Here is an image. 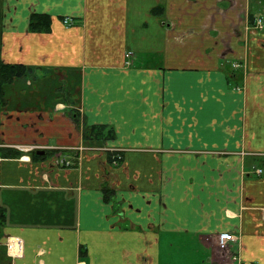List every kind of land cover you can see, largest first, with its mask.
Here are the masks:
<instances>
[{
	"label": "crops",
	"instance_id": "1",
	"mask_svg": "<svg viewBox=\"0 0 264 264\" xmlns=\"http://www.w3.org/2000/svg\"><path fill=\"white\" fill-rule=\"evenodd\" d=\"M263 12L264 0H0V63L31 69L0 106L1 129L25 121L0 134L21 152L0 158V264H164L171 234L209 264H264V29H251ZM32 13L49 32L28 31ZM71 110L113 140L88 149ZM225 232L236 238L220 251ZM11 237L23 252L9 260Z\"/></svg>",
	"mask_w": 264,
	"mask_h": 264
},
{
	"label": "trees",
	"instance_id": "2",
	"mask_svg": "<svg viewBox=\"0 0 264 264\" xmlns=\"http://www.w3.org/2000/svg\"><path fill=\"white\" fill-rule=\"evenodd\" d=\"M50 30V17L46 14L32 13L28 20V31L32 33H46ZM31 73L28 66L22 64L0 63V106H5L4 100V87L12 84L15 80L25 77ZM69 117L77 127L81 130V138L85 144L90 146L103 145L108 140H113L114 131L111 127L103 124L88 125L80 116L77 110H71ZM21 152L12 148H0V158H18ZM47 152L43 155H37L35 151L30 152L31 159H42ZM121 153L107 152V160L109 163L119 165L121 162ZM113 195L110 190H103V197L108 201ZM3 208L0 206V237L2 235L1 228L5 223V215ZM82 252V251H81Z\"/></svg>",
	"mask_w": 264,
	"mask_h": 264
},
{
	"label": "rangeland",
	"instance_id": "3",
	"mask_svg": "<svg viewBox=\"0 0 264 264\" xmlns=\"http://www.w3.org/2000/svg\"><path fill=\"white\" fill-rule=\"evenodd\" d=\"M128 53H130V52L125 53V55H127ZM129 56L131 57L132 54L130 53ZM233 65H234L233 68H240L241 67L240 63L233 64ZM46 92H47L46 89L40 90L39 98L37 100H35L36 104H34V107H37V108L38 107H44L48 104V102L50 101V99H49L50 96L46 95ZM42 95L44 96V98L41 99ZM28 103H29V101H28ZM13 105H15V103H13ZM24 122H23V120H19V121L11 120L10 126L5 127V129H1V127H0V134L3 135V132H4V134L6 136H8V133H10V132L11 133L15 132V131L17 132L20 129L17 130L15 128H12V125H17L20 127V126H23ZM6 139L4 138V141H6V142L0 141V143L9 144V137H7ZM11 144H12L11 146H14L17 148H22L23 151H26L29 153L28 155H30V152H31V151H27V150H31L29 147H33V148L37 147L36 145H29V146L27 145V149H26V147L23 146V145H26L25 143H23V142H17L16 143L15 141H12ZM91 148H93V146H89L88 149H91ZM84 149H86V147ZM15 150H17V149H15ZM108 150H110V149H108ZM108 152L117 153L113 149L108 151ZM258 155H261V154H258ZM181 237H182L181 239H177L176 236L171 234V236H169V238L164 239V244L163 243L160 244V248H159L160 252L159 253H160V261L162 263H164V264H209L207 261V256L209 253L206 250H204V249L202 250L190 236H181ZM4 240H6V239H4ZM167 241H171V242L168 243ZM5 251H6V249H5ZM7 257L9 260H11L13 258L10 255H7Z\"/></svg>",
	"mask_w": 264,
	"mask_h": 264
},
{
	"label": "built area",
	"instance_id": "4",
	"mask_svg": "<svg viewBox=\"0 0 264 264\" xmlns=\"http://www.w3.org/2000/svg\"><path fill=\"white\" fill-rule=\"evenodd\" d=\"M63 23L68 25L71 23V21L66 18L63 20ZM252 29L257 30V31H262L264 29V12L254 18ZM129 55L130 53H128L125 56L128 57ZM29 148L32 149L33 147H29ZM59 161H60V164L63 166L70 165V161H66L64 159H60ZM257 172L260 173L261 170H258ZM235 238L236 237L231 233H227V232L220 233L217 236V245L219 248L224 249L226 248L227 243L229 241L235 240ZM5 246H6L7 255L12 256L13 258L20 257L22 255L23 241L20 238L11 237L7 239Z\"/></svg>",
	"mask_w": 264,
	"mask_h": 264
},
{
	"label": "water",
	"instance_id": "5",
	"mask_svg": "<svg viewBox=\"0 0 264 264\" xmlns=\"http://www.w3.org/2000/svg\"><path fill=\"white\" fill-rule=\"evenodd\" d=\"M38 155H41V154H43V151H38V152H36Z\"/></svg>",
	"mask_w": 264,
	"mask_h": 264
},
{
	"label": "flooded vegetation",
	"instance_id": "6",
	"mask_svg": "<svg viewBox=\"0 0 264 264\" xmlns=\"http://www.w3.org/2000/svg\"><path fill=\"white\" fill-rule=\"evenodd\" d=\"M216 242H217V241H216ZM217 247H218V245H217ZM218 249H219L220 251H224L226 248L221 249V248L218 247Z\"/></svg>",
	"mask_w": 264,
	"mask_h": 264
}]
</instances>
